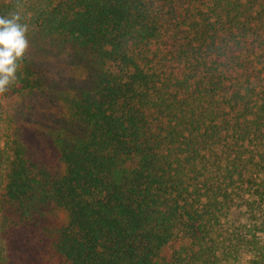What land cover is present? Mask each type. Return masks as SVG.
Wrapping results in <instances>:
<instances>
[{
	"label": "trees",
	"instance_id": "trees-1",
	"mask_svg": "<svg viewBox=\"0 0 264 264\" xmlns=\"http://www.w3.org/2000/svg\"><path fill=\"white\" fill-rule=\"evenodd\" d=\"M53 58L4 140L0 264H264V0H0Z\"/></svg>",
	"mask_w": 264,
	"mask_h": 264
},
{
	"label": "clouds",
	"instance_id": "clouds-1",
	"mask_svg": "<svg viewBox=\"0 0 264 264\" xmlns=\"http://www.w3.org/2000/svg\"><path fill=\"white\" fill-rule=\"evenodd\" d=\"M20 19L18 14L0 16V94L16 82L20 62L29 50L28 28Z\"/></svg>",
	"mask_w": 264,
	"mask_h": 264
},
{
	"label": "rangeland",
	"instance_id": "rangeland-1",
	"mask_svg": "<svg viewBox=\"0 0 264 264\" xmlns=\"http://www.w3.org/2000/svg\"><path fill=\"white\" fill-rule=\"evenodd\" d=\"M20 16V15H19ZM21 24V21H19ZM27 37L29 40V50L28 53L38 59H44L45 57L53 58L55 49H51L47 44L36 41V39L27 32ZM30 98L28 96L21 97L16 94L5 92L0 94V104L4 110V123L2 125V132L4 140L6 139L7 133H11V129L17 127V116L18 112L23 109H27V104ZM261 244L264 246V235H262ZM250 255H246L241 264H250L249 259H252Z\"/></svg>",
	"mask_w": 264,
	"mask_h": 264
}]
</instances>
